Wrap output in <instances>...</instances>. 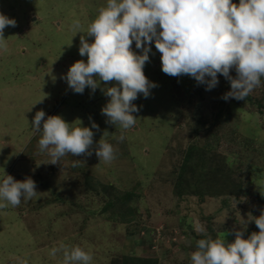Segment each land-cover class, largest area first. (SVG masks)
Masks as SVG:
<instances>
[{
	"label": "rangeland",
	"instance_id": "rangeland-1",
	"mask_svg": "<svg viewBox=\"0 0 264 264\" xmlns=\"http://www.w3.org/2000/svg\"><path fill=\"white\" fill-rule=\"evenodd\" d=\"M106 4L0 0V13L16 21L5 27L7 50L0 49V182L6 175L30 177L38 192L0 209V264H63L61 254H49L60 244L81 247L92 256L90 264L134 258L192 264L199 239L224 235L231 243L237 230L245 239L259 232L253 218L264 210V77L245 100L225 101L231 86L224 76L206 90L188 75H166L153 41L143 71L157 86L148 98L138 94L133 101L136 124L125 130L106 123L101 109L110 97L102 89L116 82L101 81L95 92L86 87L78 94L64 79L74 62H87L79 54L80 37L93 42L87 28ZM132 50L142 54L135 42ZM230 75L235 78L234 68ZM40 110L45 119L59 115L72 127L78 120L83 127L98 124L92 155L68 154L52 164L38 146L42 132L31 125ZM105 131L115 150L111 162L95 155ZM196 145L193 167L180 181L187 152ZM88 178L97 190L89 189ZM109 186L135 195L130 222L122 218L126 205L105 210L119 198L104 191Z\"/></svg>",
	"mask_w": 264,
	"mask_h": 264
},
{
	"label": "clouds",
	"instance_id": "clouds-1",
	"mask_svg": "<svg viewBox=\"0 0 264 264\" xmlns=\"http://www.w3.org/2000/svg\"><path fill=\"white\" fill-rule=\"evenodd\" d=\"M6 26L15 27L16 21L0 13V49L4 50ZM73 27L79 30V21ZM86 34L94 38L89 43L84 35L80 37L79 54L87 56V62H74L64 79L78 94L86 87L95 92L101 81L116 82L102 89L110 100L101 114L107 117L106 123L125 130L136 124L133 113L139 108L133 101L138 94L148 98L150 88L157 86L143 71L153 41L166 75H188L206 85V90L219 84L218 74L224 76L231 86L221 97L225 101L245 100L264 77V0H239L238 5L233 0H107ZM133 42L142 54L132 50ZM233 68L235 78L230 75ZM45 115L43 110L37 111L31 125L35 132H42L38 146L52 164L68 154L92 155V129L99 130L98 124L92 121L91 128L83 127L78 120L79 126L72 127L59 115L47 119ZM107 133L99 140L95 155L99 161L111 162L115 150L104 139ZM37 193L30 177L18 181L6 175L0 182V201L6 203H0V209L19 206L21 198L30 200ZM253 219L259 232L247 239L239 230L231 243H226L224 235L199 239L197 250L191 253L192 264H264V210ZM49 254H61L63 264H90L93 259L81 247L64 244L53 247Z\"/></svg>",
	"mask_w": 264,
	"mask_h": 264
},
{
	"label": "trees",
	"instance_id": "trees-1",
	"mask_svg": "<svg viewBox=\"0 0 264 264\" xmlns=\"http://www.w3.org/2000/svg\"><path fill=\"white\" fill-rule=\"evenodd\" d=\"M198 151V147L196 146H191L187 152V156L185 158L184 164L181 166V173L179 175L180 181L183 180L184 176L186 175V173L189 171L190 167H193V160L195 154H193L195 151ZM91 179L88 178V182L87 185L89 187V189H93V190H97L95 185H91ZM104 191H112L113 194L117 193V195H119L118 198V202L114 201L113 202H108L105 210H108L109 208H114L119 204L121 205H126L128 212L125 214H122V218L124 221H126L127 223L131 221V219L133 218L134 214L136 212L133 211V208L128 207V205H131V203L134 201L135 195L133 193H118V190L112 186L109 187H104ZM158 260H146V259H139V258H134V259H127L125 264H158Z\"/></svg>",
	"mask_w": 264,
	"mask_h": 264
}]
</instances>
